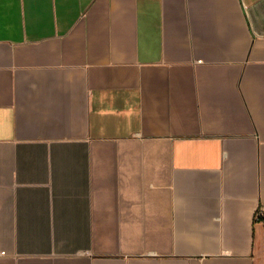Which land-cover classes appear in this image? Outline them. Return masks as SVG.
Listing matches in <instances>:
<instances>
[{"label":"crops","instance_id":"crops-1","mask_svg":"<svg viewBox=\"0 0 264 264\" xmlns=\"http://www.w3.org/2000/svg\"><path fill=\"white\" fill-rule=\"evenodd\" d=\"M264 0H0V264H264Z\"/></svg>","mask_w":264,"mask_h":264},{"label":"built area","instance_id":"built-area-1","mask_svg":"<svg viewBox=\"0 0 264 264\" xmlns=\"http://www.w3.org/2000/svg\"><path fill=\"white\" fill-rule=\"evenodd\" d=\"M254 218H255L256 221L264 222V201H262L259 204V206H258V208H257V210L255 212V217Z\"/></svg>","mask_w":264,"mask_h":264}]
</instances>
